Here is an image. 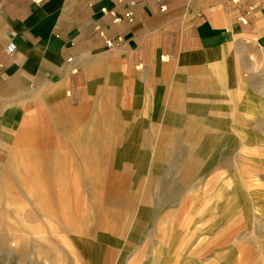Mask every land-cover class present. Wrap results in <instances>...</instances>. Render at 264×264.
<instances>
[{
	"label": "rangeland",
	"instance_id": "obj_1",
	"mask_svg": "<svg viewBox=\"0 0 264 264\" xmlns=\"http://www.w3.org/2000/svg\"><path fill=\"white\" fill-rule=\"evenodd\" d=\"M250 74L153 117L111 88L82 105L0 89V264H264L258 61Z\"/></svg>",
	"mask_w": 264,
	"mask_h": 264
},
{
	"label": "crops",
	"instance_id": "obj_2",
	"mask_svg": "<svg viewBox=\"0 0 264 264\" xmlns=\"http://www.w3.org/2000/svg\"><path fill=\"white\" fill-rule=\"evenodd\" d=\"M257 61L264 0H0V89L56 86L82 105L111 88L153 117L219 80L240 88Z\"/></svg>",
	"mask_w": 264,
	"mask_h": 264
},
{
	"label": "built area",
	"instance_id": "obj_3",
	"mask_svg": "<svg viewBox=\"0 0 264 264\" xmlns=\"http://www.w3.org/2000/svg\"><path fill=\"white\" fill-rule=\"evenodd\" d=\"M234 1H238V0H234ZM108 45H111V42H108ZM15 48L14 44L13 43H10L8 46H7V50L8 51H13Z\"/></svg>",
	"mask_w": 264,
	"mask_h": 264
}]
</instances>
